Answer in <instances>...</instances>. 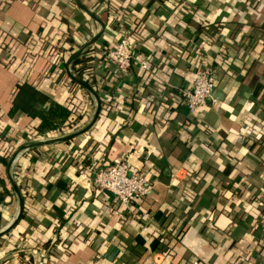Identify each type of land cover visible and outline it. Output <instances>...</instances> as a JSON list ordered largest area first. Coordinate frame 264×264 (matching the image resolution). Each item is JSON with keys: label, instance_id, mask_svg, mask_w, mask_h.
I'll return each mask as SVG.
<instances>
[{"label": "crops", "instance_id": "0c3cea01", "mask_svg": "<svg viewBox=\"0 0 264 264\" xmlns=\"http://www.w3.org/2000/svg\"><path fill=\"white\" fill-rule=\"evenodd\" d=\"M126 31L149 70L105 61ZM205 62L215 101L190 112L176 92ZM69 74L97 120L20 150L69 134L37 128L75 94L72 132L92 120ZM116 157L149 186L130 206L93 182ZM9 175L24 216L0 264H264V0H0V230L19 210Z\"/></svg>", "mask_w": 264, "mask_h": 264}, {"label": "built area", "instance_id": "2783aa9c", "mask_svg": "<svg viewBox=\"0 0 264 264\" xmlns=\"http://www.w3.org/2000/svg\"><path fill=\"white\" fill-rule=\"evenodd\" d=\"M103 56L105 61L123 76L129 74L132 65L141 70H149L148 59L136 50L130 31L124 32L113 46L104 50ZM216 78L214 66L206 62L202 63L195 70L191 86L176 92L175 98L178 104L186 106L190 112L212 104L215 101L213 90ZM17 157L15 154L13 163ZM93 182L100 190L111 192L114 201L129 206L136 198L145 196L149 189L145 177L132 172L125 157H116L107 167L98 168ZM260 226L264 229V209L260 215Z\"/></svg>", "mask_w": 264, "mask_h": 264}, {"label": "trees", "instance_id": "16d2710c", "mask_svg": "<svg viewBox=\"0 0 264 264\" xmlns=\"http://www.w3.org/2000/svg\"><path fill=\"white\" fill-rule=\"evenodd\" d=\"M77 62H78V58L74 59L72 61V67L75 68V64ZM54 63H56V60L54 61ZM75 71L79 72L80 70L79 68H75ZM78 72L75 73V75L79 79H83L81 74ZM62 80H63L62 82L66 85H69V86L74 85V86L81 87V85H79L77 82L69 79L66 76H64ZM87 108H88V103L84 100V98H81L77 94L69 98V101L67 102L66 107L61 104L54 103L53 106H51L47 110L46 114L44 116H41L42 121H41V124L38 126L37 131L43 132V130L45 129H50V130L56 129L55 125L59 121H55V118H61V123H62L61 128H59L58 132H55V131L51 132L50 133L51 137L61 135L63 133L62 131L70 133L81 123L84 117L83 113ZM33 149H36V148H33ZM5 157L9 158V154L7 152L5 153ZM23 216H24V213H22L21 218ZM50 246H51L50 243H47L45 248L49 249ZM29 260L32 261L31 258H29ZM29 262H27L26 264H31V262L30 263Z\"/></svg>", "mask_w": 264, "mask_h": 264}, {"label": "water", "instance_id": "95a60500", "mask_svg": "<svg viewBox=\"0 0 264 264\" xmlns=\"http://www.w3.org/2000/svg\"><path fill=\"white\" fill-rule=\"evenodd\" d=\"M96 38H97L96 36L91 38V40H89V42H87V45H91L96 40ZM77 55H79V52L74 54V56L67 62V64H69L70 61L74 57H76ZM69 76H70V78L72 80H74L79 85H81L84 88H86L87 90H89L94 95V97H95V99L97 101V105H96L95 113H94V116H93L92 120L84 128H82L80 130H77L75 132H72V133H69V134H65V135H62V136H59V137L48 138V139H44V140H35V141L29 142V143L25 144L24 146H22V148L20 150L29 149V148H33V147L41 146V145H49V144H53V143L58 142V141L69 140L71 138H74V137H76V136L88 131L93 126L95 121L97 120V118L99 116V113H100V107H101V102H100V99H99L97 93L88 84H86L85 82L75 78L71 74H69ZM20 150H18V151H20ZM14 157H15V155L12 157L11 162L13 161ZM9 181H10L12 187H13V190L17 194L19 210H18V214H17L16 218L13 220V222L7 228H5L3 230H0V236L6 234L8 231H10L17 224V222L21 218V215H22V212H23V198H22V195H21V193H20L15 181L13 180V178L10 175H9ZM107 193L112 195L111 192L107 191Z\"/></svg>", "mask_w": 264, "mask_h": 264}]
</instances>
